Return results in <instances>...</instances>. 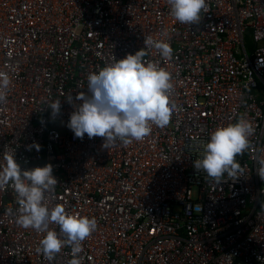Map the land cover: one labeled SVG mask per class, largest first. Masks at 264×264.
<instances>
[{
	"label": "built area",
	"instance_id": "obj_1",
	"mask_svg": "<svg viewBox=\"0 0 264 264\" xmlns=\"http://www.w3.org/2000/svg\"><path fill=\"white\" fill-rule=\"evenodd\" d=\"M0 264H264V0H0Z\"/></svg>",
	"mask_w": 264,
	"mask_h": 264
},
{
	"label": "rangeland",
	"instance_id": "obj_2",
	"mask_svg": "<svg viewBox=\"0 0 264 264\" xmlns=\"http://www.w3.org/2000/svg\"><path fill=\"white\" fill-rule=\"evenodd\" d=\"M246 45H247V49L250 50L254 47L253 43L250 41V37L247 36L246 38Z\"/></svg>",
	"mask_w": 264,
	"mask_h": 264
},
{
	"label": "water",
	"instance_id": "obj_3",
	"mask_svg": "<svg viewBox=\"0 0 264 264\" xmlns=\"http://www.w3.org/2000/svg\"><path fill=\"white\" fill-rule=\"evenodd\" d=\"M197 10V3L193 4V11Z\"/></svg>",
	"mask_w": 264,
	"mask_h": 264
}]
</instances>
